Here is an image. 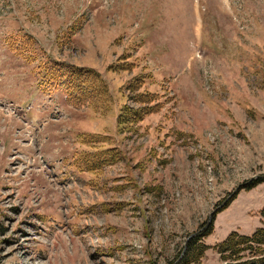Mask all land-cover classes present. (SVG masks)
<instances>
[{"label":"rangeland","instance_id":"1","mask_svg":"<svg viewBox=\"0 0 264 264\" xmlns=\"http://www.w3.org/2000/svg\"><path fill=\"white\" fill-rule=\"evenodd\" d=\"M52 60L107 98L39 88ZM144 90L161 107L118 124ZM260 175L264 0H0V264H187L194 241L188 264H222L215 244L264 225V181L234 193Z\"/></svg>","mask_w":264,"mask_h":264},{"label":"trees","instance_id":"2","mask_svg":"<svg viewBox=\"0 0 264 264\" xmlns=\"http://www.w3.org/2000/svg\"><path fill=\"white\" fill-rule=\"evenodd\" d=\"M25 38L29 40L28 43L27 40L23 42L16 37L8 38L7 40L11 51L22 55L23 48H19V46L16 45L19 41H22L23 46H26V44H31V46H33L35 44V38H33L32 35L26 34ZM128 57L129 56L127 55L124 57V59H127ZM133 66V63L125 62V64L122 65V68L130 69ZM37 74L38 85L40 87L46 90H53L56 88L62 89L66 97H70L72 100L75 99L77 104L82 103L81 100H84V103H87L92 101V99L98 98L100 100L105 97L107 98L108 96V87H106L107 85L104 78L102 77V74L92 67L78 66L59 60H52L43 62L41 65H39ZM144 81L145 77L139 75L138 78L132 79L129 86H131V88L135 87L134 91H138L139 87L143 85L142 83ZM154 94H150L147 90H144L143 92H137L131 99L135 102L141 103V108L138 109L134 107H123L121 111H119L117 123H134L140 121L146 114L158 110L161 107V104L159 100L155 98L157 94ZM104 151H112L110 156L116 157V154L112 148ZM104 153L105 152H101V154H97L96 156L104 157ZM263 181L264 175L256 176L240 184V188L249 189ZM231 199L232 197L223 203L221 208L218 210L227 207L228 202ZM207 226V229L205 228V233H208L209 230H211L213 226L212 222ZM224 238V240L220 241L214 246L215 251H217L220 255V258L223 262L222 264H264V225L254 228L253 232L248 235L241 234L237 231H232ZM191 246L193 247V251L184 260V262L187 264L195 262L197 258L201 256L202 251L206 248V245H203L197 241H194ZM245 251H249V253H255L257 258L250 259L249 261L236 262L237 259L242 257Z\"/></svg>","mask_w":264,"mask_h":264},{"label":"water","instance_id":"3","mask_svg":"<svg viewBox=\"0 0 264 264\" xmlns=\"http://www.w3.org/2000/svg\"><path fill=\"white\" fill-rule=\"evenodd\" d=\"M239 188H240V186H238V187L235 189L234 193H235L236 191H238ZM215 211H217V210H215ZM214 214H215V212L212 211L211 214H210L209 217H208V220H207V222H206V225H208L209 223L212 222V218H213V215H214Z\"/></svg>","mask_w":264,"mask_h":264},{"label":"bare ground","instance_id":"4","mask_svg":"<svg viewBox=\"0 0 264 264\" xmlns=\"http://www.w3.org/2000/svg\"><path fill=\"white\" fill-rule=\"evenodd\" d=\"M59 246V245H58ZM61 248V247H60ZM58 250V249H57ZM57 256V255H56ZM53 257H54V255H53ZM23 259V258H22ZM21 262V261H20ZM19 264H21V263H19ZM23 264V263H22Z\"/></svg>","mask_w":264,"mask_h":264}]
</instances>
